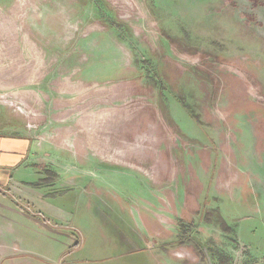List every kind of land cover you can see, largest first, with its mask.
<instances>
[{"label": "rangeland", "instance_id": "1", "mask_svg": "<svg viewBox=\"0 0 264 264\" xmlns=\"http://www.w3.org/2000/svg\"><path fill=\"white\" fill-rule=\"evenodd\" d=\"M0 134V264H264V0H0Z\"/></svg>", "mask_w": 264, "mask_h": 264}, {"label": "crops", "instance_id": "2", "mask_svg": "<svg viewBox=\"0 0 264 264\" xmlns=\"http://www.w3.org/2000/svg\"><path fill=\"white\" fill-rule=\"evenodd\" d=\"M30 150L31 142L28 138L0 134V180L6 179L2 172L6 168L16 173ZM6 256L7 252L0 248V263L6 259Z\"/></svg>", "mask_w": 264, "mask_h": 264}]
</instances>
